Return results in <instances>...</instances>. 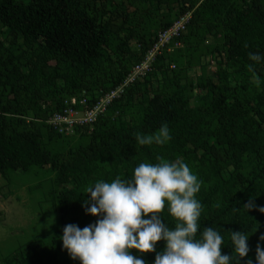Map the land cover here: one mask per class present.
Returning <instances> with one entry per match:
<instances>
[{"label": "trees", "instance_id": "obj_1", "mask_svg": "<svg viewBox=\"0 0 264 264\" xmlns=\"http://www.w3.org/2000/svg\"><path fill=\"white\" fill-rule=\"evenodd\" d=\"M187 14L169 50L92 124L66 136L48 123L71 98L91 106L117 88L158 33ZM249 53L264 56V0H0V177L35 180L29 195L55 219L0 253V264H80L59 237L68 224L98 219L82 207L85 188L130 179L158 158L186 163L202 182L196 239L213 227L224 238L221 254L231 255L226 231L245 232L250 251L240 264H256L257 244L264 249V62L254 65L257 83ZM161 123L172 137L166 145L136 143L135 134ZM250 198L257 208L247 212ZM160 215L175 227L167 203ZM163 248L157 242L156 252ZM140 255L153 264L155 252Z\"/></svg>", "mask_w": 264, "mask_h": 264}, {"label": "clouds", "instance_id": "obj_2", "mask_svg": "<svg viewBox=\"0 0 264 264\" xmlns=\"http://www.w3.org/2000/svg\"><path fill=\"white\" fill-rule=\"evenodd\" d=\"M248 71L259 83L254 65L264 56L249 53ZM172 139L166 123L151 134H135L139 146L166 145ZM202 182L181 161L158 158L156 163H140L130 179L117 176L111 182L99 180L84 190L86 214L98 217L84 228L68 224L59 237L69 257L80 264H145L140 254L155 252L153 264H240L250 249L245 232L230 233L232 254H221L224 238L213 227L203 228L196 239L203 205L196 198ZM167 212L176 221L170 229L160 213ZM243 208L248 212L257 206L250 198ZM257 210L264 214V207ZM264 241V236L260 237ZM164 241L162 251L156 244ZM136 250L137 255L132 254ZM256 264H264V249L257 244ZM245 264H253L247 259Z\"/></svg>", "mask_w": 264, "mask_h": 264}, {"label": "rangeland", "instance_id": "obj_3", "mask_svg": "<svg viewBox=\"0 0 264 264\" xmlns=\"http://www.w3.org/2000/svg\"><path fill=\"white\" fill-rule=\"evenodd\" d=\"M213 73V68L208 69ZM197 74V73H196ZM7 184L0 177V253L8 252L17 243L25 242L35 234H44L51 223L52 216H43L29 195L28 187L35 180L13 175ZM41 195V193H39ZM37 193V198L39 197ZM46 208V206H44ZM48 228V229H47Z\"/></svg>", "mask_w": 264, "mask_h": 264}, {"label": "built area", "instance_id": "obj_4", "mask_svg": "<svg viewBox=\"0 0 264 264\" xmlns=\"http://www.w3.org/2000/svg\"><path fill=\"white\" fill-rule=\"evenodd\" d=\"M188 18V14L182 16L174 21L169 28L159 32L157 40L146 53L143 60L131 69L126 79L117 88L101 95L91 106L85 98H82L78 102L75 98H71L70 101L65 102L66 106L63 109L56 111L48 118V123L59 131L63 127L67 134L66 136L71 134L74 127L92 124L100 114L106 111V108L113 100L119 98L127 85L131 84L137 78H142L151 70V66L155 62L156 57L160 56L164 50H169L167 46L179 36ZM174 67V64L170 65V69H174ZM77 104L79 107H76Z\"/></svg>", "mask_w": 264, "mask_h": 264}]
</instances>
